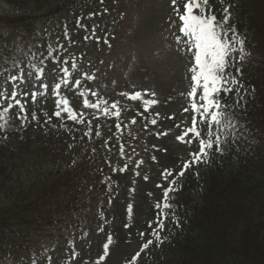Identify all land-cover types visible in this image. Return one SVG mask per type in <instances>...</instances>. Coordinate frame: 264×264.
Returning a JSON list of instances; mask_svg holds the SVG:
<instances>
[{"label": "snow or ice", "instance_id": "6c2138e0", "mask_svg": "<svg viewBox=\"0 0 264 264\" xmlns=\"http://www.w3.org/2000/svg\"><path fill=\"white\" fill-rule=\"evenodd\" d=\"M101 3H103V0H101ZM220 3L225 4V0H220ZM171 4L175 15L181 22L179 32L183 34V38H186L184 43L187 50L192 52L195 61V65L190 69L193 73L191 76L193 86L191 91L187 93L188 97L191 98L190 109L187 107L184 109L185 112L191 110L193 113L192 123L184 129L177 139L186 144L195 143L196 150L190 153V159L183 162L182 170L177 173L178 176H183L185 170L193 164L210 163L213 153L225 155L231 147H234L245 136L243 131L245 126L238 120L237 110L243 105L246 93L242 91L243 86L238 78L241 69L236 67L237 62H242L245 59V41L229 23L231 19L230 4L223 7V16L220 19L210 10V0H185L183 12L180 10L178 0H171ZM82 19L77 20V26L88 31V26L81 23ZM96 28L97 26L93 25L91 37L86 35L84 37L85 41L92 38L97 44L101 42L102 37L96 35ZM64 35L70 43L73 42L67 30H65ZM183 38L177 35V43H180ZM103 42L110 46L106 38L103 39ZM59 47L63 46L60 45ZM55 51L56 49L51 44H48L44 48L39 42L28 44L27 49L19 44H15L10 50V55L7 58L10 67L5 71L9 73L6 77V83L12 85V90H0V99L8 102L6 106H2V111H0V121H4V123H0V129L6 127L10 118L9 114L13 108L18 109V116L22 113L24 114L22 119H28L26 107L28 99L30 97L33 103L37 101V84L40 86L39 94H47L49 84L45 82L46 80L52 81V92L58 97L56 103L61 109L54 112L53 115L61 117L63 112L67 114L68 119L78 124L85 123L84 119L79 118L78 113L70 106L69 99L61 94L62 87L68 88L72 85L74 88H80L83 82L82 79L75 78L73 80V73L69 71L68 67L63 66L60 68V72L63 73L62 76H58L55 70L46 72V62L49 58L53 62H58V57L52 56V53ZM45 52L47 55H45ZM71 67L76 68L77 65L73 63ZM230 69H235V74ZM26 70L28 79L25 78ZM0 75H3V72H0ZM82 77L84 80L96 79L95 76L89 75L87 72L82 73ZM29 81L32 82L31 88H29ZM86 92H91V95L94 97L98 96L96 91L90 89L80 91L78 94L83 97L85 109H98L105 116L120 117L122 109L119 107L118 101L111 104L110 108L114 111H110L107 106L101 107L102 104H108L107 100L98 99L96 102H92L86 95ZM231 94H234L233 103H229L225 99V97ZM121 95L131 101H142L145 110L150 105L158 103L157 100L144 99L143 94L139 91L131 95L128 93H121ZM151 95L155 96L156 94L153 92ZM18 97H23L24 100L22 101ZM33 119L38 120L39 117L33 115ZM48 119L50 121L51 117ZM132 122L135 123V120ZM152 123L155 124L156 121L153 120ZM116 127L119 128L120 125L117 124ZM164 134L167 135V133ZM90 135L91 128L89 132L85 133V136ZM96 135H100V133L97 132ZM69 147H72V145ZM92 151L94 152L95 149H92ZM140 163L142 164L143 161H140ZM127 169L128 165L125 164L119 171L124 172ZM162 175L165 180H168L170 176H173V172L166 170ZM144 179H147V176ZM169 183L171 186L164 189L162 201L157 202L155 205L160 210L156 219L157 226L150 234L152 238L147 239L142 244L141 252L149 249L153 243L157 246L164 243L166 237L163 233L166 231V224L168 222H172L176 227H180L181 222L170 197V193L177 190L174 187L176 180L172 179ZM158 187L163 186L158 185ZM128 211L131 213V205L128 206ZM149 227L152 228V225L150 224ZM140 235L144 236L145 233L141 232ZM81 236H84L83 232H81ZM111 243L112 238L109 236L107 242L103 244V255L98 257L95 264H101V261L107 258ZM70 244L73 249L71 260L75 261L80 253L75 250L74 240L70 241ZM54 252L55 246L51 249L44 248L46 264H53L54 257L52 253ZM139 257L140 252H137L128 264H136ZM23 261L24 258L21 257V264H23ZM30 264H39L35 253L32 254Z\"/></svg>", "mask_w": 264, "mask_h": 264}, {"label": "rangeland", "instance_id": "374dc122", "mask_svg": "<svg viewBox=\"0 0 264 264\" xmlns=\"http://www.w3.org/2000/svg\"><path fill=\"white\" fill-rule=\"evenodd\" d=\"M6 1L1 0L3 3ZM184 2L185 0H178L180 10L183 9ZM112 9L103 17V27L101 28L100 23H98L97 28L101 30V34H106V31L115 34V39L112 38L114 48L110 51H99L98 55H95L102 62H95L89 56L90 60L93 61L92 67L98 68V74L101 78L99 86L106 84L111 92V94L106 95H114L119 101L120 98L124 97L121 93L130 95L137 91L143 94L144 99L157 100L158 103L150 105L147 111L154 116L155 113H158L153 120L156 121L155 124L158 122L161 124L153 129L151 136L144 135L145 143H143L148 152H151L150 146L152 144L157 146L153 152L156 161L150 159L148 166L144 168L148 174L147 179L142 177L141 180L143 181L133 182L132 177L128 175L129 173L124 172L111 180V190L117 189L125 195L115 198L109 212L103 215L104 219L108 220V226L116 229L123 209L128 210V206L125 207L128 202L133 204V211L141 214L143 220L148 218L151 209L146 210L149 207L148 204L144 203L146 192H151V196L154 195L160 199L158 180L162 175H158L157 171L170 167L173 160L172 155L176 156L184 151V148L177 145L174 140L173 128H176V121L184 118L182 116L186 113L184 109L187 103V93L192 88L189 82L190 69L195 61L191 52L187 50L183 34L179 32L181 22L174 13L171 0H116ZM177 35L183 38L180 43L176 41ZM4 44L5 41L0 38V59L5 54L4 51H1ZM250 57L252 54L247 52L245 59H250ZM253 58L258 60L259 56L255 54ZM3 86L12 89V85L6 81ZM153 92L156 94L155 96L151 95ZM133 103L143 106L140 100L133 101ZM10 128H13V125ZM159 134L161 137L158 139ZM16 135L14 130L0 133V165H4L8 156L6 147L3 149V146L8 145L9 141ZM34 136L32 135V137ZM247 138L251 139L250 137ZM8 139L10 140L7 141ZM72 139L75 140V136ZM248 139L245 145L248 144ZM58 142L60 145H64L68 140L66 136H62L59 137ZM250 143L253 155L260 161H264V140L260 142L255 139ZM193 146H196L195 143ZM246 151L247 148L244 149V152ZM200 178L201 176L197 180ZM175 180L177 183L179 177ZM169 186H171L170 183L166 184L164 189ZM174 187L176 188V184ZM175 193L176 191L170 193V197H174ZM199 193L197 190H193L190 193V198L197 199ZM98 234L85 239L82 243L78 242L79 248L76 251L80 255L71 262L77 263L81 259L83 264H95L97 260L95 257L98 258L103 255V248H101L103 234L101 232ZM136 245V242H129L127 247L123 246L122 242L120 243V238H118V243H111L109 254L104 261H101V264H113L115 262L119 264L124 258L123 256H131V247ZM150 254L149 257L143 259V261H148V264H155L158 260H165L167 262L165 264H174L178 259L179 252L159 246L153 252L150 251ZM90 258L95 259L84 262Z\"/></svg>", "mask_w": 264, "mask_h": 264}, {"label": "trees", "instance_id": "16d2710c", "mask_svg": "<svg viewBox=\"0 0 264 264\" xmlns=\"http://www.w3.org/2000/svg\"><path fill=\"white\" fill-rule=\"evenodd\" d=\"M231 1L233 8H242L241 18L248 20L252 26L256 27V16L248 13L252 8L244 6L242 0H236L239 5L234 0ZM258 71L259 75L254 76L251 68H243L241 75L263 101V110L261 109L260 115L259 108L255 106L247 112L251 116V123L256 118L260 124L261 121L264 122V62L260 64ZM258 182L259 180H252L254 184ZM260 185H264V178ZM233 190V187L224 188L222 186L207 188L205 196L211 197L215 201L219 197L217 202L220 208L215 206L211 212L209 209L204 213L206 219L202 229L206 235L207 246H198L199 250L188 254L189 261L185 264H224V262L229 264H264V213H260L264 210V205L257 207L254 204L251 208L241 207L240 197L244 195L245 188L238 189L239 192L236 193H232ZM52 192L49 190L48 200L56 198ZM248 193L252 195V199L256 203L264 195V186L252 188ZM230 195H233L231 196L232 200H230ZM23 203L17 201L15 204H18L19 209H22ZM258 203L262 205V201ZM207 206L211 208V204H207ZM31 211L37 212L35 209ZM22 221L25 224L29 222L24 217Z\"/></svg>", "mask_w": 264, "mask_h": 264}]
</instances>
